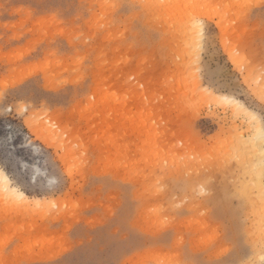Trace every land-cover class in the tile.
Segmentation results:
<instances>
[{"label":"rangeland","instance_id":"rangeland-1","mask_svg":"<svg viewBox=\"0 0 264 264\" xmlns=\"http://www.w3.org/2000/svg\"><path fill=\"white\" fill-rule=\"evenodd\" d=\"M193 2L251 5L206 24L200 86L264 128L262 0H0V83L23 79L28 93L26 117L0 108V169L57 206L0 199V239L15 234L42 264H170L178 249L204 260L233 242L225 259L262 264L264 131L185 80L173 6ZM141 4L156 7H129Z\"/></svg>","mask_w":264,"mask_h":264},{"label":"snow or ice","instance_id":"snow-or-ice-1","mask_svg":"<svg viewBox=\"0 0 264 264\" xmlns=\"http://www.w3.org/2000/svg\"><path fill=\"white\" fill-rule=\"evenodd\" d=\"M104 8H115V4H105ZM133 8H153L156 5L153 4H142V5H130ZM180 7L185 10L184 16L179 21L180 32L183 37L184 43V54L187 57L186 63L184 64V71L186 73L185 80L192 85L193 92L199 91L204 95H209L208 89L200 86V52L203 48V42L206 39H210L206 35V24L208 22H217L216 16L222 18L226 15L222 9H241L245 10L251 7L250 4H230V5H211L205 3H189ZM262 7H264V0H262ZM218 23V22H217ZM219 26V23H218ZM259 29L261 37L259 40L261 62L264 65V16L261 17ZM226 47L231 46L230 41L225 42ZM233 51L235 47L233 46ZM218 85L222 89H226L229 86V82L226 77H222L217 81ZM24 80L18 79L13 80L11 83L4 81L0 83V108L6 110L5 114L11 112L13 107H16L18 111L23 113L26 117L28 112L23 108H20L16 101H23L27 103L26 97L28 96L27 91L23 88ZM162 98V97H161ZM261 99L264 100V89H261ZM191 107V105H187ZM27 122V121H26ZM264 156V152L261 153ZM78 170V165L73 164L69 168V173ZM55 179H50L49 183H55ZM160 191L161 189H157ZM0 199L5 202L6 207L16 212H27L33 208V202L27 200L22 194L16 190H10L0 186ZM35 209L42 210L45 212L55 209L57 206L55 203L42 207L40 201L34 202ZM260 245L262 251H264V229L261 231ZM237 248L235 242L229 248H223L220 253L215 255H209L207 259L195 260L190 256L184 255L182 249L177 250V255L170 264H254L252 260H228L224 257L231 255ZM32 250L29 246L22 245L19 238L15 234L11 237H5L0 239V264H42L41 261L32 258ZM261 261L264 262V256L261 257Z\"/></svg>","mask_w":264,"mask_h":264},{"label":"bare ground","instance_id":"bare-ground-1","mask_svg":"<svg viewBox=\"0 0 264 264\" xmlns=\"http://www.w3.org/2000/svg\"><path fill=\"white\" fill-rule=\"evenodd\" d=\"M229 55H230V53H229ZM230 58L232 59V61L234 63H236V57H234L231 54L230 55ZM203 88L208 89L209 95H207V96H212L217 101H222V102L225 101L223 106H225V103L230 104V105L231 104L234 105V107H235L234 109L237 110V113L239 115H242V116H245V117H250L254 121H257L258 122L259 130L262 131V132L264 131V128H263V126H262V124L260 122V118H259L258 114L254 110H252L251 108H249L247 105H245L242 101H240V100H238V99H236L234 97H231V96H225L223 94L222 95L221 94H215L210 88H208L206 86L203 87ZM31 130L33 132H36L37 133V131L35 130V128H32ZM0 186H2L4 188H9L10 190H16L18 193L22 194L27 200H29L31 202L32 201H39V200H42L43 199L41 197H30L24 191H22L21 189H19L15 185H12L11 182H10V178L8 177V175L6 174V172L2 170V168L0 169ZM258 187H259L260 193L262 192L261 195L263 197L264 196V188H263V186H261V184H259ZM261 200H262V202L264 204V197ZM260 218H261L260 219V226H261L260 227V230L262 231V229H264V211H263V213H262V215H261ZM65 250L66 249H64V251ZM55 256H56V254H55ZM252 261H253V258H252ZM254 264H257L256 263V260L254 261Z\"/></svg>","mask_w":264,"mask_h":264},{"label":"clouds","instance_id":"clouds-1","mask_svg":"<svg viewBox=\"0 0 264 264\" xmlns=\"http://www.w3.org/2000/svg\"><path fill=\"white\" fill-rule=\"evenodd\" d=\"M142 5V4H141ZM142 11H147L150 8H140ZM264 210V209H262ZM231 259L240 261V260H244L239 254L234 255ZM262 264H264V262H262Z\"/></svg>","mask_w":264,"mask_h":264},{"label":"crops","instance_id":"crops-1","mask_svg":"<svg viewBox=\"0 0 264 264\" xmlns=\"http://www.w3.org/2000/svg\"><path fill=\"white\" fill-rule=\"evenodd\" d=\"M217 245H214V247L213 248H215Z\"/></svg>","mask_w":264,"mask_h":264}]
</instances>
